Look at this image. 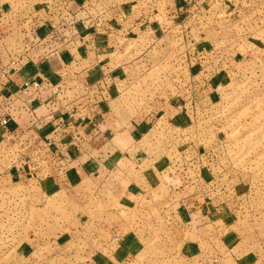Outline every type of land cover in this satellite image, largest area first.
Instances as JSON below:
<instances>
[{
  "label": "rangeland",
  "instance_id": "1",
  "mask_svg": "<svg viewBox=\"0 0 264 264\" xmlns=\"http://www.w3.org/2000/svg\"><path fill=\"white\" fill-rule=\"evenodd\" d=\"M54 2L0 0V17L6 22L59 21L60 14L51 11ZM112 2L103 0L102 6ZM180 4L181 10L178 3L161 6L179 16L174 24L167 21L168 35L157 37L160 33L150 28L145 35L119 37L110 45L118 62L141 59L146 64V70L122 83L119 105L126 103L133 115L149 114L167 104L156 101L181 99L173 125L164 117L157 123L148 120L156 129L151 135L158 138L155 143L147 137L142 157H162L159 165L168 162L161 185L129 203L100 179L88 181L78 193L49 196L31 193L36 186L0 182V264H103L96 257L118 253L125 258L119 264H199L189 261L188 254L215 251L202 242L186 247L199 237L179 230L181 198L174 196L172 174L181 160L189 166L183 174L195 190L209 184L221 196L219 206L224 200L231 203V210L237 208L234 222L255 230L256 240L264 243V0ZM1 149L5 166L13 151ZM120 166L134 163L121 160ZM118 182L119 188L127 183L121 177ZM29 193L36 200L31 202ZM260 253L264 260V247Z\"/></svg>",
  "mask_w": 264,
  "mask_h": 264
},
{
  "label": "crops",
  "instance_id": "2",
  "mask_svg": "<svg viewBox=\"0 0 264 264\" xmlns=\"http://www.w3.org/2000/svg\"><path fill=\"white\" fill-rule=\"evenodd\" d=\"M139 1L144 0H125L124 5L108 7L105 17L110 18L109 25L113 26L109 34L93 32L91 27L90 17L98 13V2L95 6L90 5V17L86 18L82 7L87 1H70L68 7L80 18L75 26L81 32L61 52H51L56 43L43 42L47 17L11 22L0 17V68L13 59L17 60L9 83L17 96L11 108L12 133L0 136V150L6 147L13 154L5 166L0 154V165L4 168L0 170V182L36 186L39 190L36 188L31 193L49 196L62 191L75 194L88 181L100 179L111 184L118 197H125L129 203H132L131 197L138 200L161 185L168 162L159 165L162 157H142L147 137L155 143L158 138L151 135L156 129L148 120L157 123L158 118L164 117L173 125V121L179 118L177 107L180 106L175 104L181 103V99L156 101L167 104L158 107V112L149 114L133 115L126 103V106L124 102L119 105L122 83L146 70V64L141 59L118 62L112 56L115 50L111 51L110 45L125 36L124 28H132L128 36L145 35L150 28L154 33H160L157 37L168 35L171 29H168L167 21L174 24L179 16L171 9L170 14L157 13L154 22L142 23L137 20L140 10H134V4ZM170 3L173 6L178 3L182 9L181 0H170ZM171 4L168 3L167 7L171 8ZM25 81H33L26 92L22 91ZM55 84L63 85L58 98L51 96ZM87 90L88 94L83 96V91ZM181 129L188 130V127ZM170 144H173L171 140ZM186 147H180L183 153L188 152ZM57 152L60 156H56ZM124 159L132 160L134 166L119 168ZM117 169L121 170V176ZM186 172L183 169L172 174L182 182L178 186L175 179L172 189L174 196L179 194L181 198L177 214L181 218L178 226L183 227L179 230L183 235L188 230L199 237L194 239L197 242L189 241L186 247H197L202 242L215 251L211 254L202 250L195 256L188 254L189 261L199 264H264L260 253L264 243L256 240L255 230L234 222L238 217L237 208L231 210L228 207L231 203L224 199L225 203L219 206L217 200L221 196L213 192L209 184L196 191L192 180L184 177ZM120 177L127 181L124 188L117 185ZM31 193L29 196L33 202L36 198ZM206 194H210L207 199ZM196 214L201 215L200 220ZM228 216L233 218L227 219ZM100 257L96 259L103 264H119L125 259L123 253Z\"/></svg>",
  "mask_w": 264,
  "mask_h": 264
},
{
  "label": "built area",
  "instance_id": "3",
  "mask_svg": "<svg viewBox=\"0 0 264 264\" xmlns=\"http://www.w3.org/2000/svg\"><path fill=\"white\" fill-rule=\"evenodd\" d=\"M70 1L72 0H57V2H54V7H52L53 9L51 11L60 14L58 18L59 21H54L55 19L53 17L45 20L48 27L46 33L43 35L42 38L43 42L48 40L51 41L52 43H56V45L54 46L55 48H53L51 52H61L62 50H65L69 42L73 41L74 37L79 35L81 32L75 26V23L79 21L80 18L77 17L75 13H72L70 11V8L68 7V3ZM86 1H87L86 4L82 7L83 13L86 14L85 16L86 18L90 17L89 15L90 5L95 6L96 2H98L99 5V8L97 9L98 13L90 17L92 21L91 27L93 28V32H98V33L106 32L105 34H109L110 32H112L113 26L109 25L110 18L105 17L108 7L112 5L114 7L117 5L118 6L124 5L125 0H121L122 4H119L120 2H115V0H113V2L106 7L102 6L103 0H86ZM168 1L170 0H144V1L136 2L134 4L136 5L134 10L135 9L140 10L137 20L142 23L151 22L152 19L154 21L155 20L154 18L158 17L156 16L157 13L167 14V10L166 12H164L165 6L162 8L163 11L161 10V6L164 5V3L166 2L168 4L169 3ZM150 4H152L153 6H150ZM141 6L143 8H141ZM122 26L123 24L121 23L120 27ZM123 30L125 31L124 32L125 36L123 35L122 38L129 37L128 35L131 34L132 28H128V30L124 28ZM16 64H17V60L13 59L7 65L0 68V136L1 137H3V135L6 134L7 132L12 133V130L10 129V122L12 119L11 108L17 96H16V91L10 89L9 83L11 82L10 74L13 71H15ZM32 82L33 81H25L23 88L24 90L22 89V91L26 92L27 86L28 85L30 86ZM62 90H63V85H58V84L53 85L51 88V96L53 98H58ZM57 154L58 155L56 156H60V152H57ZM186 167H189L187 165V162H183V160H181L179 161V163H177L175 170L183 171V169Z\"/></svg>",
  "mask_w": 264,
  "mask_h": 264
}]
</instances>
